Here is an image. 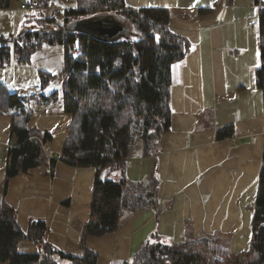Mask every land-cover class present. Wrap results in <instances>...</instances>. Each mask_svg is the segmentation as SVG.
Returning a JSON list of instances; mask_svg holds the SVG:
<instances>
[{
  "label": "crops",
  "instance_id": "1",
  "mask_svg": "<svg viewBox=\"0 0 264 264\" xmlns=\"http://www.w3.org/2000/svg\"><path fill=\"white\" fill-rule=\"evenodd\" d=\"M125 2L132 7H169V27L190 41V49L172 67L170 130L161 135L155 153L144 156L134 154L135 149L127 158L130 180L147 182L153 174L157 178L155 207L125 214L116 231L87 237L86 245L97 253V264H128L152 233L166 242L220 234L233 253L245 251L264 142L263 93L254 82L258 65L254 0ZM210 6L208 13H199ZM55 112L40 116L33 110L29 125L55 130L46 150L58 158L72 115ZM9 123L10 117L0 113V183ZM228 124L234 125V136L217 140V129ZM93 175L92 167L57 160L52 173L50 165L43 164L11 178L5 199L14 207L22 230L30 219L40 218L46 224L44 241L77 254L80 230L89 215ZM38 250L33 240L18 243L19 252Z\"/></svg>",
  "mask_w": 264,
  "mask_h": 264
},
{
  "label": "trees",
  "instance_id": "2",
  "mask_svg": "<svg viewBox=\"0 0 264 264\" xmlns=\"http://www.w3.org/2000/svg\"><path fill=\"white\" fill-rule=\"evenodd\" d=\"M225 1L230 4L232 0ZM31 2L37 9L47 6L41 0ZM254 4L258 15L254 82L262 90L264 107V0H254ZM9 5L10 0H0V9ZM99 8L126 18L139 32L138 38L128 35L105 41L87 33L64 31L69 15L75 20ZM212 9L201 8L199 13ZM170 16L167 6L132 7L125 0H83L77 8L64 11L63 23L45 16L40 28L15 37L0 35V66L11 61L12 38L19 63L29 60L31 51L44 43L64 45L62 107L72 115L60 154L55 158L46 150L55 130L29 125L33 116L31 100L37 96L8 93L0 84V113L10 117V143L0 183V264H61V260L67 264H97V253L86 245L87 237L112 233L125 214L155 207V175L147 182L132 181L126 175V165L138 145L140 155L155 153L161 135L170 130L172 67L190 49V41L169 27ZM41 97L50 100L49 96ZM234 134V125H224L217 129L216 139H228ZM57 160L74 167L94 168L89 215L80 230L77 254L44 241L46 224L40 218L30 219L28 228L22 230L14 207L5 199L11 178L43 164H49L52 173ZM219 238L218 234L201 233L166 242L158 233H152L128 264H264V142L248 248L233 253ZM22 240L37 242L39 250L19 252Z\"/></svg>",
  "mask_w": 264,
  "mask_h": 264
},
{
  "label": "rangeland",
  "instance_id": "3",
  "mask_svg": "<svg viewBox=\"0 0 264 264\" xmlns=\"http://www.w3.org/2000/svg\"><path fill=\"white\" fill-rule=\"evenodd\" d=\"M43 2H46L47 6L37 9L31 0H10L8 8L0 9V35L15 37L28 29L40 28L42 25L40 20L45 16L54 17L57 22H61L64 18V11L77 8L83 3V0H41V3ZM21 4H25L27 8H21ZM94 8L96 7L91 9ZM105 12L114 13L99 8V10L87 11L81 18ZM68 17L69 21L74 20L73 15ZM124 19L131 31L129 37L131 39L138 38L139 32L126 18ZM11 46L10 63L0 66V84L4 86L8 93L17 92L20 95L33 94L37 96L36 100H31L32 109L37 112V115L51 114V111L54 110H57L54 114L63 113L64 45L56 42L44 43L41 47L33 49L29 60L22 63L17 62V53L13 49V38ZM41 96H49L50 100L43 99ZM135 148L134 154L139 151L140 145ZM222 236L220 238L226 246L227 239Z\"/></svg>",
  "mask_w": 264,
  "mask_h": 264
},
{
  "label": "water",
  "instance_id": "4",
  "mask_svg": "<svg viewBox=\"0 0 264 264\" xmlns=\"http://www.w3.org/2000/svg\"><path fill=\"white\" fill-rule=\"evenodd\" d=\"M63 29L65 32L87 33L105 41L126 37L130 32L125 19L110 12L72 20L66 23Z\"/></svg>",
  "mask_w": 264,
  "mask_h": 264
},
{
  "label": "built area",
  "instance_id": "5",
  "mask_svg": "<svg viewBox=\"0 0 264 264\" xmlns=\"http://www.w3.org/2000/svg\"><path fill=\"white\" fill-rule=\"evenodd\" d=\"M21 8H27V6L25 4H21ZM29 8V7H28ZM30 9V8H29ZM75 53V50L72 52V54Z\"/></svg>",
  "mask_w": 264,
  "mask_h": 264
},
{
  "label": "flooded vegetation",
  "instance_id": "6",
  "mask_svg": "<svg viewBox=\"0 0 264 264\" xmlns=\"http://www.w3.org/2000/svg\"><path fill=\"white\" fill-rule=\"evenodd\" d=\"M81 18V17H80Z\"/></svg>",
  "mask_w": 264,
  "mask_h": 264
}]
</instances>
